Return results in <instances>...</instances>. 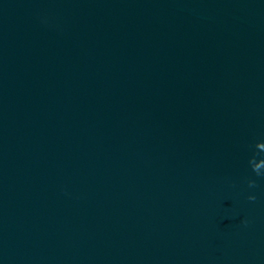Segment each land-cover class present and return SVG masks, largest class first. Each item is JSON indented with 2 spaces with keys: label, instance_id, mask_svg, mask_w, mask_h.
Returning a JSON list of instances; mask_svg holds the SVG:
<instances>
[{
  "label": "water",
  "instance_id": "obj_1",
  "mask_svg": "<svg viewBox=\"0 0 264 264\" xmlns=\"http://www.w3.org/2000/svg\"><path fill=\"white\" fill-rule=\"evenodd\" d=\"M0 264H264V0H0Z\"/></svg>",
  "mask_w": 264,
  "mask_h": 264
},
{
  "label": "clouds",
  "instance_id": "obj_2",
  "mask_svg": "<svg viewBox=\"0 0 264 264\" xmlns=\"http://www.w3.org/2000/svg\"><path fill=\"white\" fill-rule=\"evenodd\" d=\"M252 170L257 174V175H260V173L257 172V170L255 168H252ZM255 182L254 181H249V186H254ZM249 199H252L254 200L255 197L253 196H250Z\"/></svg>",
  "mask_w": 264,
  "mask_h": 264
}]
</instances>
